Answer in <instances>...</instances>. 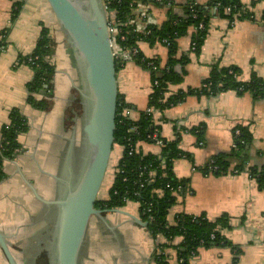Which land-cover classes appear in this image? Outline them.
Segmentation results:
<instances>
[{"label": "crops", "instance_id": "1", "mask_svg": "<svg viewBox=\"0 0 264 264\" xmlns=\"http://www.w3.org/2000/svg\"><path fill=\"white\" fill-rule=\"evenodd\" d=\"M146 1L151 2L146 10L156 26L164 24L170 14H183L189 3L207 7L212 2L174 0L173 7L168 10L153 0L138 2L144 4ZM240 1L247 17L231 20L211 9L208 34L199 53L191 50L194 29L178 40L177 58L187 57L188 62L183 82L171 86L170 94L187 89L200 90L214 65L240 68L244 82H249L253 74L264 80V0ZM14 3V0H0V41L4 40L6 45L0 54V146L2 128L9 123L13 110H19L28 120L30 129L19 138L22 153L4 163L7 178L0 183V230L9 238L19 264H28V261L35 263L30 249L39 241L36 235L41 223L38 218L40 203L23 182L19 170L43 198H51L56 183L40 170L58 175L72 139L79 149L84 105L75 87L80 86V79L74 54L47 0H26L16 18L13 17ZM43 27L50 30L54 42L53 52L47 57L54 73L52 95L47 97L41 92L36 96L48 103L41 111L28 103L27 85L33 80L34 71L21 60L34 52ZM138 47L145 58L158 60L162 67L169 64V50L163 44L140 41ZM117 81L119 97L132 107V118L139 120L152 92L151 74L136 62H128L118 70ZM153 119L160 127L163 140L173 142L180 138L179 149L188 156L174 163L176 177L187 180V184L182 198L169 212V223L173 225L181 213L205 215L213 222L223 215L230 218V228L223 233L232 247L200 248L190 263L264 264V189L251 175V169L264 168V99L257 100L251 94L240 95L236 91L216 96L192 95L179 105L156 112ZM237 127L248 128L253 135L244 169L227 175L204 173L202 168L213 157L232 151ZM201 129L202 132H197ZM121 149L119 157L112 153L108 171L118 164L123 154ZM139 151L155 156L162 152L155 144L146 142L139 144ZM133 203L135 209L130 206ZM121 210L140 218L136 202L128 203ZM105 216L117 228L115 233L110 231L108 237L114 250L110 264H155L152 254L156 242L148 228L136 225L123 214L106 212ZM95 226L94 238L105 241L107 234ZM91 238L90 235V244L94 239ZM157 242L165 240L160 237ZM181 242L182 239L177 238L173 244L177 246ZM167 253L169 263L178 264L176 250L171 248ZM0 264H7L1 249Z\"/></svg>", "mask_w": 264, "mask_h": 264}, {"label": "trees", "instance_id": "2", "mask_svg": "<svg viewBox=\"0 0 264 264\" xmlns=\"http://www.w3.org/2000/svg\"><path fill=\"white\" fill-rule=\"evenodd\" d=\"M13 17L19 16L26 0H14ZM139 0H106L105 8L109 17L115 15V21L122 24L120 35L115 38L116 45L120 49L131 48L138 45L140 41L151 45L163 44L169 50V64L162 68L160 62L155 59H147L140 52L135 61L143 69L151 74L152 92L149 96L147 108H155L164 111L173 106L183 103L189 96L206 95L216 96L227 91H236L238 94H251L255 99H264V80L253 74L249 82L241 80L243 72L240 68L220 67L214 65L209 77L204 81L200 90L187 89L170 94V87L183 82L186 75L185 66L187 57L177 58L178 40L186 36L189 30L194 29L193 40L197 43V52L201 51L208 34L211 9L222 18L235 19L248 16L240 0H212L207 7L189 3L181 15L170 14L167 21L161 26L151 27L149 34H138L126 23L132 15L136 2ZM191 6L193 8H191ZM231 8V12H226ZM204 26L199 30V25ZM124 37V40H122ZM167 40L166 43H163ZM114 41V42H115ZM4 40L0 41V47L5 48ZM54 42L50 36V30L43 27L41 35L34 52L21 60L33 71L34 78L27 85L29 92L28 103L38 110H45L47 102L37 99V95L44 92L47 97L53 93L52 75L54 67L47 61V57L53 52ZM1 54V52H0ZM33 59V63L29 59ZM151 63L158 68L153 70ZM117 72L121 63L116 59ZM157 82V84H156ZM132 109L122 98L119 97L115 130V145L123 148V154L118 164L113 168L114 178L108 190V199H99L95 207L99 210L110 211L123 209L130 202L139 204L140 218L148 224V231L156 242L152 254L155 264H170L169 249H175L178 264H191L193 258L200 248L232 247L231 243L223 233L230 228V218L221 216L216 221H210L205 215L193 216L181 213L176 216L175 223L171 225L168 221L170 210L177 205L181 193L187 184V180H179L174 173V163L182 157H188L179 149L180 138L173 142H166L161 137L164 147L160 156L143 154L139 151L142 142L154 143L149 137L154 130L160 127L154 123L152 115L141 112L139 120L127 118L123 115L124 110ZM136 128V131H132ZM28 120L19 112L13 110L9 117V123L2 128L0 146V183L7 178L4 171L5 161H12L22 153L19 142L21 135L29 132ZM204 129V127H203ZM203 129L197 130L202 132ZM240 135L236 137V147L228 154H219L211 159L205 167L204 173L213 175H227L231 172H241L247 159V150L253 142V135L248 128L237 127ZM133 152L131 150L133 149ZM164 163V164H163ZM151 173L155 178L151 181ZM251 175L257 180L261 189H264V168L251 169ZM181 187V191L176 193ZM146 211V214H144ZM143 213V214H142ZM164 238V243H158V239ZM177 238L182 242L175 246L173 243ZM46 264L48 262L46 261ZM236 264V261L234 262Z\"/></svg>", "mask_w": 264, "mask_h": 264}, {"label": "water", "instance_id": "3", "mask_svg": "<svg viewBox=\"0 0 264 264\" xmlns=\"http://www.w3.org/2000/svg\"><path fill=\"white\" fill-rule=\"evenodd\" d=\"M47 2L75 57L80 79V86L75 87L84 105L82 142L76 149L71 140L58 175L40 170L55 181V198H43L21 170L19 175L38 203L55 208L50 233L52 241L48 249L49 264H91L93 260L87 249L91 245L92 224L95 222L102 231V228L114 233L117 230L105 216L106 212L123 214L142 228H148V224L121 209L103 211L95 207L115 146L119 101L117 65L104 2ZM0 249L7 264H19L11 250L9 238L1 230Z\"/></svg>", "mask_w": 264, "mask_h": 264}, {"label": "built area", "instance_id": "4", "mask_svg": "<svg viewBox=\"0 0 264 264\" xmlns=\"http://www.w3.org/2000/svg\"><path fill=\"white\" fill-rule=\"evenodd\" d=\"M105 1L106 0H103V2H105ZM153 2H155L157 4H162L163 6L168 8V10H171V8L174 5V0H153ZM144 4H145V6H144ZM144 4L142 2H138V1L136 2V6L133 9L132 15L129 18L128 22L126 23V25L132 27L134 29V32H136L138 34H149L150 28L152 26L156 27V25H154L151 22L149 11L146 10V8H147L146 6L151 5V2L146 1ZM191 8H193V7L191 6ZM226 12L230 13L231 8H227ZM108 17H109V14H108ZM235 18H236V16H235ZM121 26H122L121 23H119L118 21L117 22L115 21V15L113 13L111 18L109 17L110 34H111L115 59H118L120 61L121 68H122L128 62H134L136 57L139 55L140 51H139L138 45L133 46L131 48H126V49H121V48L119 49L117 47V45H116L117 43L115 41V38L117 39V36L120 35L119 29ZM198 29L203 30L204 26L202 24H200ZM122 40H124V37H122ZM166 42H167V40L163 41V43H166ZM4 50H5V48L0 47V52H3ZM191 50L193 52H197V43L195 40H193V42H192ZM29 62L33 63V59L30 58ZM150 66H152L154 71H156L158 69L154 63H151ZM156 84H157V82H156ZM156 112H158V110H156L155 108H152V107L146 109V113H148L149 115H152V116H154L156 114ZM132 114H133L132 109H128V108H126L123 112V115L125 117H127V118L129 117L131 119H132ZM132 131L133 132L136 131V128H133ZM159 135H160V130L158 128H156L154 130L153 134L149 138L152 141H154L153 144H155L156 146H158L162 150L164 145H163V141L159 138ZM239 135H240V131L236 130L235 131V139ZM200 145H203V144L201 143ZM233 147H236V142H234ZM133 150H134V147L131 150V152H133ZM210 163H212V162H210ZM154 178H155V173H151V181H153ZM174 191L176 193H179L181 191V187H178V189L174 190ZM144 214H146V211H144ZM139 215H140V213H139Z\"/></svg>", "mask_w": 264, "mask_h": 264}, {"label": "flooded vegetation", "instance_id": "5", "mask_svg": "<svg viewBox=\"0 0 264 264\" xmlns=\"http://www.w3.org/2000/svg\"><path fill=\"white\" fill-rule=\"evenodd\" d=\"M74 167H76V162H74ZM62 165V162L60 164V166ZM55 189L53 191V196L51 198H55ZM54 213H55V208L54 207H48V206H44L39 204V211H38V218H40L41 223L38 224L39 228H38V232L36 237L38 238V243L36 244V246L32 247L30 249V251L33 253V257L35 256V263L36 264H46V261L49 264L50 261V257H49V252L48 249L50 247L51 241H52V237H51V230H52V226H53V221H54ZM104 230V233L107 234V238L105 239L106 241H108V244H110V241L108 237H110L111 233L105 229L102 228ZM96 239H98V241H100V243H105L104 240H101V238L96 237ZM109 248L111 249V251L113 250L112 247L109 245ZM114 252V250H113ZM28 264H33L30 263L28 261Z\"/></svg>", "mask_w": 264, "mask_h": 264}, {"label": "rangeland", "instance_id": "6", "mask_svg": "<svg viewBox=\"0 0 264 264\" xmlns=\"http://www.w3.org/2000/svg\"><path fill=\"white\" fill-rule=\"evenodd\" d=\"M58 47H61V46H58ZM121 152H122L121 147L114 146L113 153H114L115 157H119L121 155ZM113 177H114L113 170L108 171L105 182H104L103 187L100 191L99 197H101V198L107 197L108 189L112 184L111 182L113 180ZM181 198L182 197H180V199ZM130 206H132V208L135 209L136 204L133 203V204H130ZM95 225H96V223L94 222L92 224V227H91V237L92 238H94L93 234H94L95 229H96ZM91 244L92 245H89L88 249H87L88 253H90V257L93 260V261H91V264H110L111 263L110 257L112 256L113 252H111V250L109 248L110 244H108V241L105 240V243L104 242L100 243V241H98L94 238L91 240ZM155 247H156V245H155ZM87 251H86V253H87ZM2 261H3V259H2Z\"/></svg>", "mask_w": 264, "mask_h": 264}]
</instances>
